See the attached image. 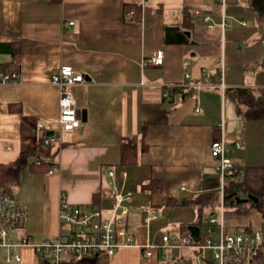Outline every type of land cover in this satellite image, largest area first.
Listing matches in <instances>:
<instances>
[{
  "label": "crops",
  "instance_id": "obj_1",
  "mask_svg": "<svg viewBox=\"0 0 264 264\" xmlns=\"http://www.w3.org/2000/svg\"><path fill=\"white\" fill-rule=\"evenodd\" d=\"M126 3L141 5L139 19L130 18ZM224 11L225 27L218 0H0V42L14 43L20 52V77L0 84V160L11 162L25 152L33 161L36 125H48L47 133L59 129L54 73L70 66L86 77L74 86L82 125L52 145L48 160L55 169L26 168L21 174L19 194L14 193L28 210L22 233L37 243L57 237L62 194L72 204L96 203L107 213L115 193L132 190L126 222L135 244L102 256L101 264H211L210 251L205 258L191 247L162 246L145 257L144 245H161L164 235L188 238L182 237L181 224L198 215L173 218L168 209L175 204L166 201L185 205L183 199L202 191L206 178L218 175L211 144L222 133L231 145L241 141L233 148L230 175L239 179L254 171L248 179L264 196V164L253 158L264 152L259 145L264 137L251 131L255 120L239 113L219 86L222 69L226 88L264 89V0H226ZM179 33L185 41L175 40ZM160 50L162 65L143 66ZM4 55L2 61L11 59ZM174 87L185 93L165 97ZM164 115L166 123L148 126V148L140 151L138 163L122 166V140L141 137L145 123ZM151 180H160L163 189L146 188ZM225 206L227 230L250 226L264 235V215L254 205L226 201ZM160 231H166L162 238ZM23 252V264L36 262L31 249ZM259 257L264 264V247Z\"/></svg>",
  "mask_w": 264,
  "mask_h": 264
},
{
  "label": "built area",
  "instance_id": "obj_2",
  "mask_svg": "<svg viewBox=\"0 0 264 264\" xmlns=\"http://www.w3.org/2000/svg\"><path fill=\"white\" fill-rule=\"evenodd\" d=\"M222 6V26H226L224 11L225 1L218 0ZM209 19V17H206ZM70 23H73L70 22ZM210 28H213L210 25ZM0 59V84L16 82L20 77L19 65L16 68L4 66ZM14 62H17L14 60ZM164 51L143 61V66L162 65ZM189 63V62H186ZM189 77V74L185 75ZM51 82L59 87V119L57 131L45 132V124L36 125L38 139L42 138L45 145H54L62 141V133L72 131L82 125V115L77 107L74 86L86 82L85 75L70 66H63L54 73ZM219 86L224 90L223 71L221 69ZM169 91H164L168 96ZM198 110V109H197ZM225 119L219 123L224 131ZM241 141L229 144L221 134L212 141L211 154L217 160L215 166L220 179L219 204L217 211L210 213L206 219V236L200 235L195 241L192 237L179 240L175 235H164L161 245H144V256L150 257L157 247H191L194 250L210 251L217 264H255L264 247L262 230H227L225 189L227 174L235 168L232 157L233 148H240ZM38 161V160H37ZM55 169L53 167L49 172ZM111 176L115 171L109 172ZM126 176V172H122ZM133 201V191H118L111 199V206L106 211L96 203L90 206L72 204L62 194L60 200L59 219L60 232L57 237L49 238L42 243L34 242L30 236L22 233L28 220V210L20 202L14 192L0 186V264H23L24 249H31L35 261L47 264H76L94 255L113 256L121 247L135 244L134 234L127 227L126 217Z\"/></svg>",
  "mask_w": 264,
  "mask_h": 264
},
{
  "label": "trees",
  "instance_id": "obj_3",
  "mask_svg": "<svg viewBox=\"0 0 264 264\" xmlns=\"http://www.w3.org/2000/svg\"><path fill=\"white\" fill-rule=\"evenodd\" d=\"M126 12L130 15L131 19H139L141 15V5L138 3H126ZM175 29V28H173ZM185 41V37L179 33V37L175 40ZM0 54H8L11 59L4 61V66L8 68H16L19 65L20 52L16 44L10 42H0ZM16 60L17 62H14ZM264 66V64H263ZM218 73L216 77H218ZM180 87H174L169 90V95L174 96L176 93L181 92ZM225 94L228 95L237 105L239 113H242L246 119H264V89L261 94H256L251 87H227L225 88ZM167 115L160 117L158 119L151 120L142 126L141 137L133 136L127 137L121 142V161L120 164L124 167H129L136 165L138 163L140 151L146 150L148 144L144 141V136L147 132V128L150 124L166 123ZM25 126L22 128V132L25 131ZM32 132L31 129L28 133ZM52 145H45L43 139L38 140V146L34 153L36 157L33 161L30 160V154L22 152L17 159L11 162H3L0 160V186L4 187L7 191L14 192V184L18 183L24 169L29 168L31 170H41L49 172L54 164L51 163L49 156L51 154ZM38 160V161H37ZM235 168H233L234 170ZM250 169L247 170L249 172ZM227 174V184L225 189V199L226 201L236 202V196H246L249 193H253L259 197V202L255 203L250 201L252 205L258 208L264 215V197L261 192L255 188L254 184L250 183V180L246 176L243 180L237 179L236 174ZM220 186L219 177H208L204 180L202 184V191L194 194L190 198L183 199L185 205H191L195 207L198 211V218L193 222H183L181 224L182 237H191L190 231L188 229L189 225H197L202 227V218L205 212H212L214 208L217 207V202L219 200V193L217 190ZM146 188L152 192H158L163 189V183L160 180H151L145 185ZM179 201L175 199H168L166 201L167 205L175 204ZM253 228L250 226H245L239 228L238 230L250 231ZM102 256L94 255L88 257L83 261L76 264H101L100 259ZM259 258L255 261V264H260ZM211 260V264H217L214 260ZM32 264H47L46 262H33ZM236 264H243L241 262Z\"/></svg>",
  "mask_w": 264,
  "mask_h": 264
},
{
  "label": "rangeland",
  "instance_id": "obj_4",
  "mask_svg": "<svg viewBox=\"0 0 264 264\" xmlns=\"http://www.w3.org/2000/svg\"><path fill=\"white\" fill-rule=\"evenodd\" d=\"M5 57H8L7 55H4V54H0V59H3ZM250 74V72H249ZM261 90H257L256 93H260ZM251 123H257V124H253L254 126H252L251 128V131L254 130V133L258 134L259 136L261 137H264V119L262 120H258V121H252ZM261 139L260 138H257V141L259 142ZM260 147H262V149L264 150V144H261V142L259 143ZM258 153L260 155H257V156H253V158L255 160H258L257 162H260V164H264V152L261 151V150H258ZM246 164V163H245ZM248 165V164H247ZM215 173H218L217 171H215ZM219 175V174H218ZM217 175V176H218ZM254 175V171L252 170H249L248 174H247V177H253ZM246 176H239L238 178L240 180H243ZM23 175H21L20 177V180L18 183H15L14 184V192L17 194H19V188L21 187L22 185V182H23ZM24 185V183H23ZM25 187V186H24ZM264 197V196H263ZM181 203V201H179L178 203H175V206L174 207H171L168 209V215L171 214V209L173 211V218L176 217L177 219L179 220H184V219H188V218H192V217H196L198 215V211L195 207L191 206V205H181L179 204ZM251 204V202H248ZM209 212H205V215H204V218H205V221H206V217L208 215ZM163 214L161 215V218H162ZM169 218V217H168ZM176 222V221H175ZM26 225V224H25ZM24 225V226H25ZM173 226H170L168 227V233H173ZM24 229V228H23ZM167 231V230H166ZM166 231H160L159 234H160V237L162 238L164 232ZM201 232H202V236L205 237L206 236V222H203L202 224V227H201ZM45 240V239H42L41 242ZM36 241H39V239H36ZM39 243V242H38ZM204 256L205 258H211V256H209L208 252L207 251H204ZM34 260L37 259V257H34L33 258Z\"/></svg>",
  "mask_w": 264,
  "mask_h": 264
},
{
  "label": "water",
  "instance_id": "obj_5",
  "mask_svg": "<svg viewBox=\"0 0 264 264\" xmlns=\"http://www.w3.org/2000/svg\"><path fill=\"white\" fill-rule=\"evenodd\" d=\"M259 197L253 193H249L246 197L236 196V202L239 204L247 203L249 201H253L255 203L259 202ZM191 237L198 241L200 239V227L197 225H189L188 227Z\"/></svg>",
  "mask_w": 264,
  "mask_h": 264
}]
</instances>
